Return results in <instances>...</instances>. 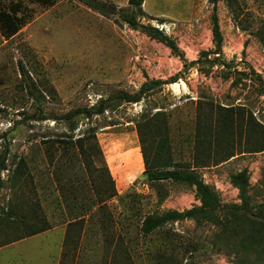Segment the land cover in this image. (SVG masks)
<instances>
[{
    "label": "rangeland",
    "instance_id": "1",
    "mask_svg": "<svg viewBox=\"0 0 264 264\" xmlns=\"http://www.w3.org/2000/svg\"><path fill=\"white\" fill-rule=\"evenodd\" d=\"M101 1L110 6V15L103 16L78 0H57L49 8L26 1L25 10L32 13V19L11 38L0 29V152L8 158V170L1 175L0 217L13 204L26 212L36 209L51 226L46 232L0 247V264L264 263V151L238 154L219 165L198 169L219 198L214 221L171 222L146 235L142 223L148 216L182 212L200 206V201L195 188L184 183L147 180L135 122L146 108L166 106L175 158L187 165L193 160L200 95L225 107H244L246 114L253 112L264 125V94L259 96V89L264 92V47L252 29L245 31L237 25L227 0H218L215 8L210 0H145L142 24L163 31L182 55L118 21L117 11L127 9L129 0ZM239 2L245 12L253 14L256 24L264 22V0ZM8 4V0L3 2V12L8 11ZM214 13L223 36V59L238 64L239 70L251 66L263 85L254 84L250 77L233 87L237 76L224 80L218 67L209 76L198 66L185 71V62L198 60L203 51H215ZM21 65L29 77L22 74ZM177 75V81L165 85L162 92L94 118L117 196L105 211L86 219L82 228L69 227L73 216L40 143L45 136L55 137L63 131V124L26 120L25 114L35 113L39 105L48 116H62L75 108H90L117 92L134 93L147 80L172 81ZM30 79L39 92H45L41 104L26 91ZM241 142L244 147L245 140ZM235 143L240 144L238 139ZM20 158L27 168L22 186L12 191L10 177ZM67 169L80 202L90 206L94 194L83 183L88 178L83 167L75 163L70 168L65 163ZM244 170L246 212L240 209L244 203L240 188L231 181Z\"/></svg>",
    "mask_w": 264,
    "mask_h": 264
},
{
    "label": "trees",
    "instance_id": "2",
    "mask_svg": "<svg viewBox=\"0 0 264 264\" xmlns=\"http://www.w3.org/2000/svg\"><path fill=\"white\" fill-rule=\"evenodd\" d=\"M4 1L0 0V13L3 15L2 20L0 18V29L3 30L4 36L7 38L17 34L32 19V13L25 10L26 1L48 8L57 3V0H8V11L3 12ZM78 1L103 16L110 15V6L101 0ZM210 1L215 8L218 0ZM144 2L145 0H129L127 9L117 11L118 21L133 29L142 30L150 37L165 43L176 54L182 55L174 40L163 31L151 25L142 24L141 18L145 17ZM227 2L234 13L237 25L245 31L252 29L251 31L264 47V22H260L259 25L256 24L253 14L248 11L245 12L239 0H227ZM212 21L215 51H203L198 60L190 63L185 62V71L190 67L198 66L200 71H205L209 76L212 69L218 67V74L224 80H228L234 75L237 76L232 83L233 87H237L244 79L250 77H252L251 80L254 84L259 82L260 85H263L262 80L251 66L247 65L244 70H239L238 64L223 59L221 54L223 36L216 13L213 14ZM211 55H214L213 59H209ZM20 68L22 74L28 76L25 67L21 65ZM247 70L250 72H247ZM179 75L172 81L147 80L134 93L117 92L102 98L90 108H75L62 116H48L39 105L35 113L25 114L26 120L36 122L53 120L63 124V131L56 134L55 137L45 136L40 143L49 166L53 168L52 176L55 179L57 188H60L66 207L73 216L72 221L68 224L69 227L78 225L82 228L86 219L92 220L98 212L105 211L108 202L117 196L115 181L105 162L104 153L98 139L99 127L95 125L94 118L103 115L108 110L117 109L123 104H136L162 92L163 87L175 83ZM25 88L34 101L41 104L45 92H39L36 82L31 79L29 82L26 81ZM49 93L50 91H46V94ZM263 94V90L259 89V96ZM196 105L193 160L188 165L177 161L175 158L168 137L169 114L166 106L154 104L146 108L135 121L145 166L144 175L147 180L150 182L171 181L184 183L195 188L196 196L200 201V206H194L182 212L170 210L160 215L148 216L142 223V232L146 235L171 222L184 220L214 221L220 208L219 198L211 186L206 184L198 175V169L219 165L238 154L264 151V125L256 119L253 112L249 111L246 114L244 107H225L216 104L210 97L203 95L199 96ZM154 109L157 110L153 112ZM86 120L87 126H80L81 122ZM77 130H79L78 134ZM236 139L240 143L238 146L235 143ZM242 140H245L246 143L244 147H242ZM7 160V153L0 152V190L4 187L1 175L8 170ZM65 163L70 168L75 163L81 164L83 167L88 177L83 183L89 186L94 194V198L90 199V206L80 202L79 195L75 193L71 183L73 178L68 173V169L64 170ZM14 164L15 168L10 177L12 191L20 189L19 186L27 168L24 158H20ZM63 181H65L67 187H65ZM231 181L240 188L241 198L244 201L240 209L246 212L247 171L244 170L233 175ZM69 198L72 200L68 201ZM32 208L34 207L30 209ZM237 209H235V212H237ZM2 213L3 216L0 217V247L46 232L51 228L46 217L41 216L36 209L26 212L22 207L12 204L7 211L2 210ZM67 236H69V231H67Z\"/></svg>",
    "mask_w": 264,
    "mask_h": 264
}]
</instances>
